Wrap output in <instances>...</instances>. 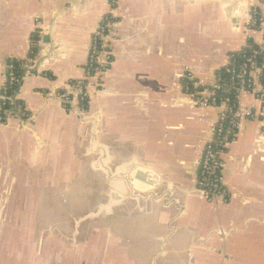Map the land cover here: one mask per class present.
I'll list each match as a JSON object with an SVG mask.
<instances>
[{"label":"crops","instance_id":"0c3cea01","mask_svg":"<svg viewBox=\"0 0 264 264\" xmlns=\"http://www.w3.org/2000/svg\"><path fill=\"white\" fill-rule=\"evenodd\" d=\"M250 5L264 28L259 0H117L113 10L108 0H0V87L5 64L26 62L38 35L14 93L25 115L11 107L0 125V264H264L259 119L240 120L222 156L228 200L207 203L196 176L217 110L193 106L182 88L185 67L211 88L248 39L264 47ZM108 13L112 64L85 112L65 108L56 94L83 78Z\"/></svg>","mask_w":264,"mask_h":264},{"label":"built area","instance_id":"2783aa9c","mask_svg":"<svg viewBox=\"0 0 264 264\" xmlns=\"http://www.w3.org/2000/svg\"><path fill=\"white\" fill-rule=\"evenodd\" d=\"M108 1L110 10H113L117 0ZM259 1L264 2V0ZM247 15L249 30L264 32L257 7L250 5ZM114 40V20L111 13H108L100 20L98 28L91 37L83 78L70 82L63 91L56 94V99L65 108L73 106L77 112L86 111L89 98L88 88L92 87L95 91H99L100 79L112 64ZM253 44L256 48H250V53L243 55L240 60L235 61L229 57L228 64L218 71L216 82L211 88L200 89L190 69L184 68L182 88L186 99L197 108H215L217 110V120L213 127L212 137L203 147L196 176V192L207 203L228 200V192L222 175L225 168L222 156L234 140L240 120L259 119L261 131L264 133V88L257 91L252 78L253 72L263 70L264 63L261 67H257L255 58L264 52V47L254 42ZM34 47L35 44L32 42L27 60L26 62L22 61L21 66L32 68L35 57ZM13 61H8L4 67V83L0 87V125L5 123L11 107L18 116L25 115L22 106L15 103L14 93L18 83V74ZM222 72L227 77L226 81L220 78ZM219 93L222 95L219 96ZM242 93L256 97L261 104L258 113L240 106L238 97ZM230 94L232 96H229Z\"/></svg>","mask_w":264,"mask_h":264},{"label":"trees","instance_id":"16d2710c","mask_svg":"<svg viewBox=\"0 0 264 264\" xmlns=\"http://www.w3.org/2000/svg\"><path fill=\"white\" fill-rule=\"evenodd\" d=\"M31 39H32V42H37V40H38V35H37V34H33V36H32ZM254 46H255V45L253 44V42H252L251 40H247V41H246V46H245L241 51L230 54V57H231L233 60L238 61V60H240V58H241L243 55H248V54L250 53V51H251L250 48H256V47H254ZM33 50H34V52H36V51H37V48L34 47ZM21 62H22V61H16V60L13 61L14 65H15V67H16V72H17L18 76L22 74V70H21V68H20V66H21ZM255 62H256V66H257V67H261V66L263 65V63H264V52H262L258 57L255 58ZM218 74H219V73L217 72L216 76H218ZM220 78H221L223 81H226V78H227V77H226V76L224 75V73L222 72V73L220 74ZM262 82H264V81H263V78H262ZM200 89H202V88H200ZM231 94L233 95V92H232ZM231 94H230L229 96H232ZM218 95L221 96L222 93H219Z\"/></svg>","mask_w":264,"mask_h":264},{"label":"rangeland","instance_id":"374dc122","mask_svg":"<svg viewBox=\"0 0 264 264\" xmlns=\"http://www.w3.org/2000/svg\"><path fill=\"white\" fill-rule=\"evenodd\" d=\"M101 176H102V174H101ZM105 191L107 192V189ZM86 192H92V187L91 186H86ZM96 205H97V202H94L92 200L84 201V209H85L86 212L89 211V210H92L93 208H95Z\"/></svg>","mask_w":264,"mask_h":264},{"label":"water","instance_id":"95a60500","mask_svg":"<svg viewBox=\"0 0 264 264\" xmlns=\"http://www.w3.org/2000/svg\"><path fill=\"white\" fill-rule=\"evenodd\" d=\"M45 42H47L48 41V38H44L43 39ZM134 172L136 171V170H133ZM137 173L139 174L140 173V171L139 170H137ZM138 174H136V178H139V175ZM134 177V175H132L131 174V176L129 177V184L133 187V188H135L134 187V182L136 181V178ZM136 190V189H135Z\"/></svg>","mask_w":264,"mask_h":264}]
</instances>
